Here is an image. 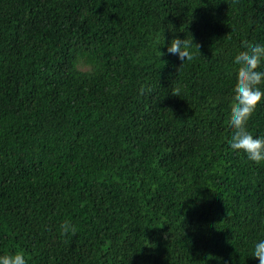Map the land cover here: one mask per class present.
I'll list each match as a JSON object with an SVG mask.
<instances>
[{
	"label": "trees",
	"instance_id": "16d2710c",
	"mask_svg": "<svg viewBox=\"0 0 264 264\" xmlns=\"http://www.w3.org/2000/svg\"><path fill=\"white\" fill-rule=\"evenodd\" d=\"M244 41L264 0H0V255L259 264L264 162L228 145Z\"/></svg>",
	"mask_w": 264,
	"mask_h": 264
},
{
	"label": "clouds",
	"instance_id": "9594fccd",
	"mask_svg": "<svg viewBox=\"0 0 264 264\" xmlns=\"http://www.w3.org/2000/svg\"><path fill=\"white\" fill-rule=\"evenodd\" d=\"M193 46L198 51L199 46L193 44L192 39L189 41L173 38L167 46V52L177 55L183 63L194 59L190 51ZM242 46L245 50L238 52L233 60L237 67L229 118L233 133L228 145L232 151L242 152L247 160L260 164L264 162V136L254 137L247 130L246 125L257 105L264 99V90L260 87L264 84V71L258 70L264 63V45L244 41ZM163 55L164 53L159 52V56ZM178 91L177 89L172 95L177 96ZM76 232L77 228L68 221L60 225L62 236L69 233L75 235ZM252 257L258 259L259 264H264V240L254 244ZM0 264H27V261L24 253L17 251L0 255Z\"/></svg>",
	"mask_w": 264,
	"mask_h": 264
}]
</instances>
